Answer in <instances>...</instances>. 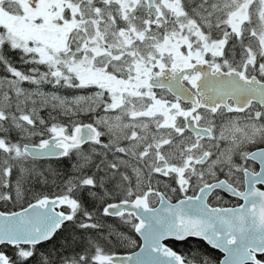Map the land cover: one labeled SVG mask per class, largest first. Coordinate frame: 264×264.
Returning <instances> with one entry per match:
<instances>
[{"label": "snow or ice", "instance_id": "6c2138e0", "mask_svg": "<svg viewBox=\"0 0 264 264\" xmlns=\"http://www.w3.org/2000/svg\"><path fill=\"white\" fill-rule=\"evenodd\" d=\"M0 264H264V0H0Z\"/></svg>", "mask_w": 264, "mask_h": 264}, {"label": "trees", "instance_id": "16d2710c", "mask_svg": "<svg viewBox=\"0 0 264 264\" xmlns=\"http://www.w3.org/2000/svg\"><path fill=\"white\" fill-rule=\"evenodd\" d=\"M197 245H200L203 251H206L205 244L203 241H199L195 238L190 239L189 241L185 242H176L174 244V249L184 252L187 251L189 248H195Z\"/></svg>", "mask_w": 264, "mask_h": 264}, {"label": "flooded vegetation", "instance_id": "af4514ba", "mask_svg": "<svg viewBox=\"0 0 264 264\" xmlns=\"http://www.w3.org/2000/svg\"><path fill=\"white\" fill-rule=\"evenodd\" d=\"M206 251L211 252L214 257H217L219 259H223V254L219 252V250H213L204 242Z\"/></svg>", "mask_w": 264, "mask_h": 264}]
</instances>
